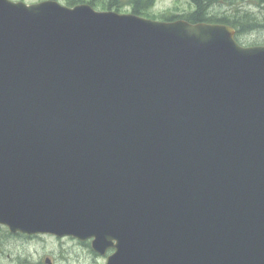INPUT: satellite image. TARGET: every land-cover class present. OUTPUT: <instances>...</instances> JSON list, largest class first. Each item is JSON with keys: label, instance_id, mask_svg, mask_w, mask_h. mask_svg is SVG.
Instances as JSON below:
<instances>
[{"label": "water", "instance_id": "95a60500", "mask_svg": "<svg viewBox=\"0 0 264 264\" xmlns=\"http://www.w3.org/2000/svg\"><path fill=\"white\" fill-rule=\"evenodd\" d=\"M236 34L0 0V223L106 264H264V45Z\"/></svg>", "mask_w": 264, "mask_h": 264}, {"label": "rangeland", "instance_id": "374dc122", "mask_svg": "<svg viewBox=\"0 0 264 264\" xmlns=\"http://www.w3.org/2000/svg\"><path fill=\"white\" fill-rule=\"evenodd\" d=\"M24 1L33 3L41 0ZM58 1L68 5L90 2L98 10H109L107 7L109 0ZM194 8L195 6L190 0H154V5L149 9V13L153 18L163 19L167 14L181 16ZM251 11L258 17L264 18L262 8L252 7ZM118 12H132V10L130 6H126ZM239 41L245 46L264 45V30L244 33L239 37ZM2 240L6 248L3 247L4 252L6 255H11V258L4 259V264H32L34 262H36L34 264H48L46 262L48 258L54 264H106L107 261L106 255H97L96 252L92 251L88 241L77 247L67 240L57 241L51 237L28 240L15 236L4 237Z\"/></svg>", "mask_w": 264, "mask_h": 264}, {"label": "trees", "instance_id": "16d2710c", "mask_svg": "<svg viewBox=\"0 0 264 264\" xmlns=\"http://www.w3.org/2000/svg\"><path fill=\"white\" fill-rule=\"evenodd\" d=\"M190 1L195 6L193 10L181 16L167 14L163 20L182 18L192 23L208 22L227 24L237 30L238 40L244 33L264 30V18L258 17L251 11L252 7H259L264 10V0ZM153 5L154 0H109L107 7L121 11L124 7L130 6L132 12L135 14L153 18L149 13V9Z\"/></svg>", "mask_w": 264, "mask_h": 264}, {"label": "flooded vegetation", "instance_id": "af4514ba", "mask_svg": "<svg viewBox=\"0 0 264 264\" xmlns=\"http://www.w3.org/2000/svg\"><path fill=\"white\" fill-rule=\"evenodd\" d=\"M15 236H19L21 238H24V239H30V240H34L36 238H39V237H51L57 241H64V240H67V242H71L73 243V246H79L83 243H85L86 241H83V240H80L78 238H75V237H72V236H66V237H59L57 235H52V234H28V233H22V232H12L9 230L8 227L4 226V225H0V264H4V259H7V258H11V255L8 254L6 255V253L4 252L3 250V247L5 248V244L3 242V238L4 237H8V238H11V237H15ZM89 242V245H90V248L92 249V246H91V241L87 240ZM31 242V241H30ZM6 249V248H5ZM93 251V249H92ZM113 252V250H109L108 252V256ZM95 253V251H94ZM97 255H99L98 253H96ZM107 256V255H106ZM50 258H48L46 260V262L48 264H54L52 262V260L50 259V262H48ZM36 263V262H34ZM32 263V264H34Z\"/></svg>", "mask_w": 264, "mask_h": 264}]
</instances>
